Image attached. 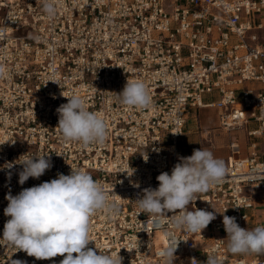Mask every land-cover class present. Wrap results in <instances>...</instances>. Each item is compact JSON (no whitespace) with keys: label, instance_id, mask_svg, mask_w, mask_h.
<instances>
[{"label":"built area","instance_id":"built-area-1","mask_svg":"<svg viewBox=\"0 0 264 264\" xmlns=\"http://www.w3.org/2000/svg\"><path fill=\"white\" fill-rule=\"evenodd\" d=\"M57 8L48 19L40 0H0V239L10 219L6 194L73 167L89 172L120 208L117 215L91 217L88 247L97 254L119 253L122 264H164L159 253L175 237L173 264L193 258L205 264L212 254L220 264H264L258 256L230 253L223 226L224 215L244 229L264 226L249 225L253 195L264 192V160L254 144L242 158L231 142L228 178L189 205L216 215L201 233H185L167 219L156 228L133 202L144 188L158 187L160 173L171 174L193 110L216 108L223 128L254 122L247 135L264 136V0H57ZM128 79L148 86L153 107L130 109L118 101ZM62 94L82 97L89 111L102 115L103 145L63 140L56 112L68 102ZM25 153L48 154L52 167L20 185L22 166H2ZM13 251L0 245V264L64 258L36 260Z\"/></svg>","mask_w":264,"mask_h":264},{"label":"clouds","instance_id":"clouds-1","mask_svg":"<svg viewBox=\"0 0 264 264\" xmlns=\"http://www.w3.org/2000/svg\"><path fill=\"white\" fill-rule=\"evenodd\" d=\"M40 3L47 18L54 19L58 11L57 0H40ZM4 75V70L0 68V77ZM64 97L68 102L56 109L57 128L63 140L78 142L84 147L103 145L108 126L102 115L89 111L85 100L78 95ZM117 99L130 109L153 107L148 86L141 80L128 79L123 90L117 94ZM16 165L22 166L18 171L20 185L29 178L39 179L52 167L50 157L44 153H25L2 167L12 170ZM126 172L129 176L133 174V171ZM11 175L9 171V180ZM228 176L223 159L214 157L210 150L194 149L192 155L178 157L171 174L162 172L156 177L159 182L157 188H144L133 202L139 214H147L156 228L163 227L167 219L174 228L185 233H201L216 215L203 209L189 210V205H194L198 194L223 183ZM133 186L138 188L139 184ZM5 199L8 204L4 215L10 219L4 224L0 245H5L7 250H14L13 254L23 251L36 260L60 255L64 257L60 264H122L123 258L119 253L101 254L99 251L97 254L96 250L88 247L92 241L91 217L98 212L117 215L120 208L110 199V193L86 170L71 167L68 175L58 173L57 178L22 188L16 195L9 192ZM169 212L173 213L170 217L167 215ZM223 226L230 253L264 254V226L244 229L238 225L236 217L227 215L223 216ZM172 240L159 253L164 264H173L175 259L174 253L180 240L175 237ZM196 262L193 258L191 264ZM10 264H27V261L15 259L10 260ZM205 264H220V261L212 254Z\"/></svg>","mask_w":264,"mask_h":264},{"label":"crops","instance_id":"crops-1","mask_svg":"<svg viewBox=\"0 0 264 264\" xmlns=\"http://www.w3.org/2000/svg\"><path fill=\"white\" fill-rule=\"evenodd\" d=\"M193 110L187 117L186 126L184 129V138L181 141V147H179L180 156H190L194 149H207L210 150L214 157L223 159L227 165V159L231 155L230 153V143L237 142L240 147V152L238 157H247L251 152V145H255V151L261 160H264V136L250 138L247 132L256 127L254 122H250L240 128L228 130L220 125L219 112L216 108H211L217 111V124L211 129H203L201 126V121L199 119L198 111ZM209 109V108H207ZM240 132L243 138L238 136H232L231 133ZM243 142L244 146H241ZM224 151V152H219ZM248 191V190H247ZM254 198V208L249 210L250 214V227L256 225L264 224V192H258L253 195ZM253 256H258L264 259V254L248 253L244 257L246 259H251Z\"/></svg>","mask_w":264,"mask_h":264},{"label":"rangeland","instance_id":"rangeland-1","mask_svg":"<svg viewBox=\"0 0 264 264\" xmlns=\"http://www.w3.org/2000/svg\"><path fill=\"white\" fill-rule=\"evenodd\" d=\"M206 101H209L211 99V96H205L204 97ZM199 119L201 121V126L203 129H211L216 126L217 124V111L214 109H201L198 111ZM243 133V132H242ZM242 133L238 132H233L231 133L232 136H240V138H243ZM184 138V133L182 137L179 140V147H181V141H183ZM241 146L243 147L244 144L243 142L241 143ZM219 152H224V151H219Z\"/></svg>","mask_w":264,"mask_h":264}]
</instances>
